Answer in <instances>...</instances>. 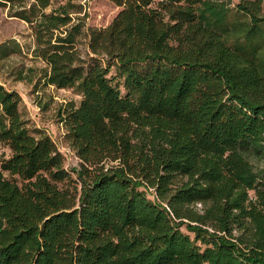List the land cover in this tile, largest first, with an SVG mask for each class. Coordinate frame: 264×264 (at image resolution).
Listing matches in <instances>:
<instances>
[{
    "label": "trees",
    "instance_id": "1",
    "mask_svg": "<svg viewBox=\"0 0 264 264\" xmlns=\"http://www.w3.org/2000/svg\"><path fill=\"white\" fill-rule=\"evenodd\" d=\"M53 1L0 5L81 95L79 163L0 81V264H264V0H112L84 51Z\"/></svg>",
    "mask_w": 264,
    "mask_h": 264
},
{
    "label": "rangeland",
    "instance_id": "2",
    "mask_svg": "<svg viewBox=\"0 0 264 264\" xmlns=\"http://www.w3.org/2000/svg\"><path fill=\"white\" fill-rule=\"evenodd\" d=\"M64 0H54L46 8L57 7ZM77 8L71 15L82 22L79 47L86 48L88 27H104L119 10L112 0H74ZM78 5H80L78 7ZM34 34L31 25L10 15L6 6L0 5V81L5 87L15 89L21 95L20 110L29 122L42 128L57 143L65 155L68 168L78 165L65 124L60 120L58 109L81 95L75 88H60L44 82L45 62L34 54ZM207 264V263H205Z\"/></svg>",
    "mask_w": 264,
    "mask_h": 264
}]
</instances>
